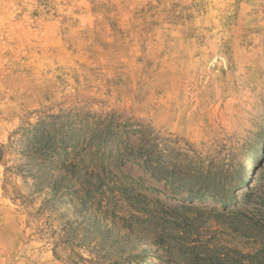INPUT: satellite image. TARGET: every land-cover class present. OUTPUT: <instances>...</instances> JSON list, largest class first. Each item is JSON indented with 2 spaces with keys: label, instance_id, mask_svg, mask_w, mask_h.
Listing matches in <instances>:
<instances>
[{
  "label": "rangeland",
  "instance_id": "obj_1",
  "mask_svg": "<svg viewBox=\"0 0 264 264\" xmlns=\"http://www.w3.org/2000/svg\"><path fill=\"white\" fill-rule=\"evenodd\" d=\"M0 264H264V0H0Z\"/></svg>",
  "mask_w": 264,
  "mask_h": 264
},
{
  "label": "bare ground",
  "instance_id": "obj_2",
  "mask_svg": "<svg viewBox=\"0 0 264 264\" xmlns=\"http://www.w3.org/2000/svg\"><path fill=\"white\" fill-rule=\"evenodd\" d=\"M259 169V168H258ZM259 174V172H257V174H256V172L255 173H253V176H252V183H255L256 182V178H257V175Z\"/></svg>",
  "mask_w": 264,
  "mask_h": 264
}]
</instances>
